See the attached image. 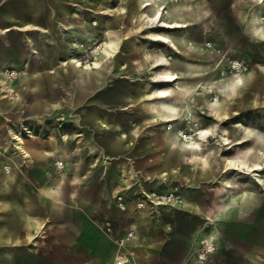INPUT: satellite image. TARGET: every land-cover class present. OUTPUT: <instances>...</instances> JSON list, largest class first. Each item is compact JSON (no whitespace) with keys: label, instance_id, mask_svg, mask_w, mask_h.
I'll list each match as a JSON object with an SVG mask.
<instances>
[{"label":"rangeland","instance_id":"374dc122","mask_svg":"<svg viewBox=\"0 0 264 264\" xmlns=\"http://www.w3.org/2000/svg\"><path fill=\"white\" fill-rule=\"evenodd\" d=\"M59 1L69 6L78 15L71 18L72 22L78 25L81 21H84L85 29L92 31L96 39L92 43H88L86 40L79 42L77 50H75L76 59L82 64L95 62L96 55L92 54V48L94 45L97 47L101 46L97 60L99 61V70L101 72L98 74L96 73L97 70H91L97 67L98 63H94L91 69H87L90 70L88 72L79 70L81 68H75L70 62L67 63L68 59L61 63L68 45L72 43L74 38L63 43L56 41L48 43L55 48H57L58 44L63 47L61 53L57 54L55 69L48 71L47 75L57 78V81L62 77L65 79L66 83L62 85L58 94L66 97L69 102H72V105L59 108L57 107L59 101L53 100L52 104L54 106L52 105L53 107L50 110L33 113L29 110L27 97V95L34 93V89L27 85L29 79H32V74L27 73L24 75V72L29 63L40 59L39 55L36 51L31 50L30 45L32 44L30 42L17 40V36L13 34L17 33L15 29H9L3 34L0 33V49L5 54H9L10 57L14 55L15 60L20 55V59H18L20 62L17 64L13 59V66L7 68L6 72L2 74L3 79L6 81L5 83L8 85L13 83L19 96L15 100L8 98L9 95L5 91L2 93L1 97L3 99H0V149H5L9 141L11 146L13 145L17 149L18 143L11 137L13 132L15 135L21 134L24 144L28 147L33 146L38 148L40 152H48L50 154L44 158L37 156L26 161L22 160L19 161V164L18 160H16L14 168L19 170L22 176L21 181L27 182V172L34 173V176L38 178L40 177L38 174L42 173V171H47L51 179H55L56 176L65 174L64 161L67 160L69 163L72 162L71 164H74L73 167L68 169L66 174L68 185H66V190L68 193L81 192L84 187H87L86 191L89 189L98 190L101 185L98 186L97 178L107 177L108 175L107 169H103L100 164L102 150L97 145L102 133L100 130L90 129L86 121L89 118L90 111L104 110L106 112L107 110H114L115 112L113 113L116 114V119L125 121L128 129L140 131L135 134V142L137 141L138 143L147 131L149 133L152 131L153 134L162 139L165 147L155 151L148 160L150 163L163 161L164 164L168 165L170 174L172 173L171 180L168 181L167 179V184L164 183L163 186H160L161 188L165 190L172 188L180 194L181 188L189 189L190 191H206L207 194H205L207 196L201 195L199 202L201 204H210L215 195L213 189L222 177L226 179L228 188L233 187L235 191L243 196L250 193L255 195L254 205L248 207L245 214L229 210L224 218L225 220L216 223L219 232L218 246L207 256L206 263L209 264L213 257L222 256L225 259L232 260L233 264L240 262L264 264V39H259L258 36L252 35L250 25H246L245 13L249 0H179L182 11L177 16V20H182L181 23H183L185 20L182 18L184 17L189 20L190 24L188 25L190 26L185 27L187 22H184V25L179 27L181 24L178 23V26L174 25L177 27L165 29L163 32L178 38V36H182L183 30L175 29L185 27V39L186 41L189 40L190 44L187 41L186 44L188 46L185 44V47L178 48L180 56H176L173 53L174 49L169 44V46H166L167 43L154 39L153 36L148 34L147 23L142 20L141 14L149 8L140 11L138 3L141 0H138L137 4L134 3L138 9L136 10V19L138 20L131 25V28L124 25L123 18L125 13L122 12L127 8V4L132 3L133 0ZM152 2L157 1L152 0ZM101 3L111 5L114 8V11L108 15L109 17L104 16L106 21L112 23L111 20L115 17V22L116 24L118 23L116 30L121 34V37L124 36L125 30L128 32L125 37L117 42L115 53L109 48L108 41L104 39L105 32L99 26V20L95 19L98 14L97 11L102 6ZM134 5L132 4L128 9L135 7ZM122 8L124 9L123 11ZM128 9L127 12H129ZM148 13L150 14L151 12L148 11ZM203 19L206 20L203 21ZM141 26L143 29H140ZM152 30L154 33H158L161 29L155 27ZM101 35L103 36L101 37ZM191 42L195 44L204 43V46L201 50L197 49L194 54H188L187 48L192 46ZM209 45H212L211 49L208 47ZM105 47L110 51V56L104 53L107 52ZM164 55L167 62H170L171 59L182 60L181 58L185 57L191 60V63L202 67L201 83L197 84L193 88V93L189 94V103H187V100H180V102H173L176 105H172L166 104L167 102L163 99H155L153 97L152 91L154 92L156 88L152 85L153 77L161 71L164 72V66L167 64L152 68V60L159 59ZM111 56L113 57L111 58ZM232 62H237L240 67L238 69H230ZM24 64L26 67H24ZM3 67L4 65H0V69H3ZM82 68L86 69V67ZM243 74H245L246 79L242 77ZM217 77L223 79L224 85L214 83L213 79ZM187 82L190 85L195 81L179 80L174 84L186 89ZM156 83L158 84V89L162 90L161 83ZM139 85L143 92V98L146 96L144 98L145 101L143 100L141 104L133 105L129 97L132 96ZM213 85L216 87L215 90L211 88ZM120 92L125 94V98L119 101L116 98H118V93ZM181 93L183 96H187L185 91ZM5 95L8 96L4 98ZM179 95V93L170 92L166 95V98L176 99ZM114 99H116V104L112 101ZM212 99H214V102ZM75 101L79 102V104L74 105L73 102ZM215 101L219 102L220 105L215 106ZM98 103L100 106H97ZM213 103L214 105H212ZM187 108L191 110H189L190 114L188 116L185 114L182 118L180 113L184 115L183 111ZM154 112L158 116L163 115L160 119L162 123H159V120H152ZM168 114H175L177 120L168 121L170 119L167 116ZM131 116L133 119L129 118ZM171 123H175V126L171 125ZM171 126L173 127L171 128ZM201 130L211 131L210 135L202 139L198 133ZM182 132L187 137L189 136L187 141L181 140L180 134ZM154 137L152 136L147 140L156 139ZM90 142L97 151L88 152L86 155V150L90 149L87 143ZM194 143H198L199 148H201L198 153L204 152L199 156H203L205 159L203 157L199 159L210 163L212 177L199 174L191 164L185 162L184 157L176 150L182 149L194 152L195 150L192 148ZM11 148L9 147V149ZM20 154L23 155L21 152ZM132 160V162H137L138 159ZM1 161L2 159H0ZM127 162L130 163L131 161ZM33 163L38 165H33ZM58 163H62L63 168H59L57 166ZM9 165H11V162H9ZM131 170H133L131 173L134 174L135 168ZM177 170L180 172L179 176L176 175L178 173ZM141 174L137 173L134 179L137 177L142 179L143 176ZM128 178L130 177L123 179L126 181ZM184 178H190L193 182L197 179V184H189L188 180L184 182ZM129 180L134 183L131 178ZM154 181L156 182V179H153L152 182L154 183ZM117 185H113L115 186L113 191L115 193L123 189L121 184ZM203 185L208 186L203 188ZM111 187H103L104 199L101 201L99 208L103 214H109L112 217V224L114 222L115 225L118 223L117 230L119 233L115 236L113 235V230L111 234H105L103 230H98L95 233L92 228L89 229L93 225L90 222L98 221L99 218H90L86 220V223L75 224L76 218L71 213L73 210H78L79 203L75 200L66 201L64 199L61 203L59 201H52L51 203L53 211H58L57 207L60 204L64 208L67 207L66 209L69 210L66 214L68 218L58 219L53 216L50 220L44 219V211L48 207L44 208L42 204L40 205L38 197L34 195L36 192L34 188L27 186L23 193H27L30 190L32 197L28 202L20 201L21 208L30 209V211L34 212V216H41L39 221H46L41 226L35 240H53L56 234H59L57 225L59 222L64 221L68 223V237L73 242L72 245H77L78 247H84L81 245L84 243L90 245L91 243H96L98 245L103 240L104 243L103 241L101 242V248L95 253V256L99 258V264H112L117 255L116 239L118 237L129 231H132L134 235L138 234L137 236L141 239L159 236L160 232L154 230L160 221L157 218L158 215L155 216L156 212L159 211V207L149 210L147 208L139 209L135 205L136 211L149 210L146 213L148 214L147 216L142 218L141 221H136V219L123 213L126 208L124 211H120L117 208L120 211L118 212L110 203L108 193L112 190ZM100 188L102 189V187ZM145 192V190H140L135 200L137 197L141 198ZM227 194L232 196L233 191L229 190ZM117 196L123 197L124 195L118 192ZM181 200L184 201L185 197H182ZM161 214L163 222L182 223L183 226L181 225L180 232L186 239L181 241L180 257L182 260L180 264H192L194 253H191V250L196 246L194 245V233L200 227H203L205 234H208L209 231V227L202 224L204 221L203 212H197L196 210L188 212L183 209H176L174 214L175 216L178 215L173 218L165 214V210L160 212L159 217ZM72 215L73 217H70ZM136 222H141L140 231H138V228L135 230L136 234L133 228L126 231L128 227L136 224ZM190 240L191 242H189ZM129 244L125 251L128 264H138L140 261L138 254L141 253L137 248L130 247ZM82 251L75 249L73 246V249H69L68 253L77 255V253L82 254ZM84 252L88 256L91 251L88 252V249H85L83 254Z\"/></svg>","mask_w":264,"mask_h":264},{"label":"crops","instance_id":"0c3cea01","mask_svg":"<svg viewBox=\"0 0 264 264\" xmlns=\"http://www.w3.org/2000/svg\"><path fill=\"white\" fill-rule=\"evenodd\" d=\"M131 1V0H130ZM136 0H133L132 3L127 4V8L125 10L122 8V13H125L123 18V23L128 28H131V25L136 23L138 19L135 17L137 16V12H134L137 9V6L134 5ZM109 2V1H108ZM143 3V0H141ZM140 2V3H141ZM139 3V4H140ZM249 4L246 7V15H245V21L246 25L249 26L250 18L248 14H250L252 8L250 9V5H252V0H249ZM134 5L135 7H131L133 9H128L131 5ZM171 5L169 2L163 3V7H167ZM101 8L97 11L98 14L95 17V19L99 20V26L102 27V30L105 32L104 39L105 41H108L109 48L113 50L115 53L117 50L116 44L118 41H120L123 37H125L128 32L125 30L124 36L121 37V34L117 32L116 27L117 24L115 22V17L110 21H106V17L109 14H111L114 11L113 6L107 5L105 3H101ZM141 5V4H140ZM139 5V10L142 11ZM127 9L129 12H127ZM150 11V8L146 10V12ZM128 13H130L128 15ZM132 13V14H131ZM135 15L134 18H132V15ZM260 14H264V12H260ZM78 16L76 13L73 12V10L67 6L66 4L62 3L59 0H0V33L3 34L9 29H15L17 33L15 36H17V40L21 41H28L30 42L31 50H34L39 55L38 61H32L27 65V69L24 72V75L32 74V79H29L28 86L32 87L34 89L33 94L27 95L28 97V105L29 110L33 113H36L38 111H46L47 109L50 110L54 105L52 104V101H59L58 106L59 108H64L65 106L72 105V102H69V100L66 97H62L60 94H58L62 87V85H65L66 81L62 77L60 80L57 81V78L48 76V71H52V69H55V63H57V54L61 53V49H63L62 45L58 44L57 48H55L53 45H49L48 43L51 42H59L63 43L64 41H68L72 38L74 40L72 43L68 45V48L66 50V53H64V59L61 61L63 63L72 53L77 50V45L79 42H82L83 40H86L88 43H92L95 41L94 34L92 31L85 29V23L84 21H81L78 25L74 24L71 20V18ZM244 16V14H243ZM102 17V18H101ZM109 17V16H108ZM184 22L187 24L186 26H190L188 24L189 20L184 18ZM206 19H203V21ZM195 21V20H194ZM177 22L183 26L184 22L178 21ZM249 24H248V23ZM143 23V22H141ZM140 25V23H139ZM176 28L175 30H183L182 36L185 34L184 28ZM250 27V26H249ZM248 27V28H249ZM140 29H143L141 26ZM251 29V27H250ZM107 32V33H106ZM251 34L253 35L254 32ZM186 35V34H185ZM103 35H101L102 37ZM254 36H257L254 34ZM120 37V38H119ZM181 37V36H178ZM261 37V38H260ZM258 36L259 39L264 38V36ZM189 41V40H187ZM46 42V43H43ZM190 43V41L188 42ZM206 43V42H205ZM174 48L179 47H185V46H178V44L173 43H167L166 46L169 45ZM191 47L187 48V53L194 54L197 49H202L204 46L203 44H195L194 42H191ZM107 50V47H105ZM196 49V50H195ZM179 50V49H178ZM194 51V52H193ZM110 51L107 50V52H104L107 56ZM113 53V54H114ZM173 54V53H172ZM14 55L9 56V54H5L0 49V65H4L3 68L7 69L9 67L13 66V57ZM190 56V55H189ZM20 55H18L17 60H15V63H19L20 61L18 59ZM165 55L161 56L159 59L156 58L152 60V68L159 67V65H164L165 68H168V63L165 61ZM11 58V59H10ZM110 58V57H109ZM112 58V56H111ZM100 59V58H99ZM98 60V56L96 57L95 63H98L97 67L94 68V70H97L96 73H100V64ZM10 65V66H9ZM155 65V66H154ZM24 67L26 65L24 64ZM164 68V69H165ZM2 70L0 69V99H3L1 96L3 95V90L1 89L3 84L6 82L2 75ZM84 72H88L90 70H84L79 69ZM93 70V69H92ZM208 70V69H207ZM162 72V71H161ZM160 72V73H161ZM54 73V72H53ZM204 76V75H203ZM202 76V77H203ZM200 77H194L193 80L199 79ZM204 78V77H203ZM205 82V79H204ZM185 83V82H184ZM181 83V84H184ZM7 87H11L14 91L13 95H9L8 98H13L16 100L18 98V92L15 88V86L12 84H7ZM187 86L189 83H186ZM11 85V86H10ZM139 87V88H138ZM140 85L136 88L138 89V92H140ZM136 89V90H137ZM136 90L130 96V100L133 103V105L141 104L143 100L145 101V97L141 100L138 99L135 95ZM148 92V91H147ZM187 94V103H189ZM128 97V96H127ZM125 98V94L120 92L118 93L117 100H122ZM153 98V97H152ZM116 99L112 100L116 104ZM76 100V99H75ZM173 102H180V101H173ZM173 102H167L166 104H172ZM119 103V102H118ZM74 105H78L79 102L75 101L73 102ZM150 104V103H149ZM53 105V106H52ZM122 105V104H120ZM176 105V104H175ZM97 106H100L98 103ZM119 106V104H118ZM187 110L183 111L184 115L180 113V116H185ZM191 111V110H190ZM114 110H107L106 112L103 110L93 111L89 112V118H87V125L92 130L101 131V139L97 142V145L99 146V149L102 150L101 152V166L103 169H107V177H101L97 178L98 182V190H87V187L83 188V191H75L73 193L67 192V181H66V174L68 172V169L73 167L74 164L69 163L67 160L64 161V168H65V174H60L56 176L55 179H51L49 176V173L47 171H42L40 174H38V178L34 176V173H28L27 172V182L21 181L22 176L17 168H14V164L16 163V160L19 161L22 160H28L32 157H47L50 154L48 152H40L38 148L36 147H28L24 144L25 148V155H21L19 151L14 149V146L9 141V144L5 146V149H0V159L2 161L0 162V264H99V258L95 256V253L101 248V242L96 245L91 243L90 244H81L84 247H78L77 245H72V241L69 240L68 237V223L61 221L57 225L59 228V234H56L55 238L53 240H35L36 235L39 233V230L41 226L46 221H39L40 217L34 216L32 211L30 209L21 208L20 201H30L32 197V193L29 190L27 193H23V190L27 189V186L29 188H34V195L38 197V202L42 206L48 207L46 211H44L43 217L44 219H52V217H56L58 219H62L64 217L68 218L67 210L64 208L61 204L57 207L58 211H53L52 209V201L56 202H62L64 199L66 201H77L78 204V210H73L71 213L75 216L76 221L75 224H81L86 223V220L90 218H99L98 221L90 222L92 223V230L97 233L98 230L102 231L104 223L109 221L112 224V217L109 214H103L101 212L100 204L101 201L104 199V189L105 186H112V190H110V193H108V200L110 203H112L113 207L120 212L116 207V201L115 197L117 196L118 192L123 193L124 202L126 205L125 213L126 215L131 216L132 218L136 219V221H141L142 218L147 216L149 210L145 211H136L135 209V203L138 200H135V197L139 195L138 193L140 190L146 191H152V190H159L161 192H167L170 190H173L172 188H169L168 190H165L164 188H161L160 186H163L164 183L167 184L168 181L172 178V173L169 172L168 165L164 164L163 161H157V162H148L150 159V156L155 153V151L163 149L164 143L161 138L157 137V135L153 134L152 131H147V133L143 134V138H141L140 141L135 142V134L136 130H131L127 128V124L124 121L117 120L116 114L113 113ZM87 116V117H88ZM168 118H176L175 114H168ZM163 117L161 114L160 116L157 115V113L154 112L153 115V121L159 120V123H162L160 119ZM133 119V117H129ZM183 118V117H182ZM146 122V121H144ZM157 123V122H155ZM144 124V123H143ZM142 124V125H143ZM171 125L175 126V123H171ZM178 125V124H177ZM176 125V126H177ZM138 131L137 133H139ZM142 133V132H141ZM9 134V133H8ZM151 134V135H149ZM152 136H155L156 139H150ZM68 138V136H67ZM137 143V144H136ZM10 145V146H9ZM87 146L90 147V149L86 150L87 153L96 152L97 149L94 147L93 144L87 143ZM160 148V149H159ZM179 151V153L184 157L185 162L191 164L198 172L199 174L206 176V177H212L213 174L211 172V167L209 162L201 161L199 158H202L199 156L202 153H194L190 152L188 150H182V149H176ZM47 155V156H46ZM204 158V157H203ZM132 159H138L137 162H132ZM205 159V158H204ZM13 161V162H12ZM127 161H131L128 163ZM9 162H11V165H9ZM15 162V163H14ZM206 164V165H205ZM33 165H38L37 163H33ZM10 168L11 172H10ZM135 168V173L132 174L131 172ZM178 171V170H177ZM137 173H142L143 180L141 178L134 179V176L137 175ZM122 174V177H121ZM177 176L180 175V172L176 173ZM124 176V177H123ZM125 177H130L134 183H131L129 180L130 178L126 179V181L123 179ZM189 177V176H188ZM40 178V180H39ZM170 178V179H169ZM153 179H156V182H152ZM184 182L188 180L189 184H197L196 180L193 182L191 179L184 178ZM226 179H223L222 177L220 180L216 183V186L214 187L213 191L215 193L214 198L210 202L209 206L207 207V203L201 204L199 202L200 196H207L206 191H190L189 189L181 188V198L185 197V200L180 202L178 205H168V206H161L159 207L160 212H164L165 214H168V216H172L173 218L175 216L174 211L177 210H185V211H194L197 212H203L204 221L203 225H207L209 227L208 234H205L203 231V227H200L196 230L194 233V245H196L194 248H192L191 253H194V259L193 264L195 262L196 254L205 249L207 246L213 247L214 249L218 246V236L219 232L216 226V223L222 222L225 219V216L229 212V210H233L237 213H244L247 211L246 209L248 207H251L255 203V195L253 193L247 194L246 196L239 194L237 191L233 189V187L228 188V183L225 181ZM148 181V182H147ZM101 182V183H100ZM100 183V184H99ZM137 183V184H136ZM118 184L119 186L123 187L120 191L117 193L113 192L115 189V186L113 185ZM127 184V185H126ZM131 184V185H130ZM67 185V186H66ZM96 185V183H95ZM125 186H130L129 188ZM193 186V185H191ZM208 186V185H207ZM206 185L202 186L203 188L207 187ZM102 187V189L100 188ZM168 187V186H167ZM196 188V187H192ZM163 189V190H162ZM229 190L233 191V195L231 198H228L227 192ZM206 193V194H205ZM205 198V197H204ZM206 200V199H205ZM156 212L155 216L158 215L157 218H159V224L157 227L154 228L155 231L160 232V235L156 238H140L137 235H134L130 242V247H135L137 250L141 253L138 254L140 257V261L138 264H180L181 262V248L182 239H186L184 236H182V233L180 232L182 223H166L163 222L162 214L160 215V212ZM168 211V212H167ZM221 212V213H220ZM70 213V214H71ZM151 213V212H150ZM40 214V213H39ZM36 214V215H39ZM152 214V213H151ZM70 216V217H73ZM178 215V214H177ZM176 215V216H177ZM175 216V217H176ZM193 220V219H192ZM197 222V221H196ZM113 225V235L115 236L118 232L117 227L118 223L115 225V222ZM115 225V226H114ZM141 225V222H136V224H133L132 226L128 227L126 229H134L138 231ZM177 225V226H175ZM94 226V227H93ZM137 226V227H136ZM183 226V225H182ZM136 234V231H135ZM93 242V240H92ZM191 242V240L189 241ZM104 243V241H103ZM93 244V245H92ZM73 246L77 250H85L88 249V252H90V255L87 256V254L82 251V254L77 253L76 254H69L68 250L73 249ZM58 251V252H57ZM212 253V252H211ZM210 253V254H211ZM209 255V254H208ZM111 257V256H110ZM108 257V258H110ZM205 264L206 261H205ZM209 264H233V261L225 259L224 257H213L209 261ZM237 264V263H236ZM238 264H249V263H238Z\"/></svg>","mask_w":264,"mask_h":264},{"label":"bare ground","instance_id":"6f19581e","mask_svg":"<svg viewBox=\"0 0 264 264\" xmlns=\"http://www.w3.org/2000/svg\"><path fill=\"white\" fill-rule=\"evenodd\" d=\"M157 2H152V0H143L142 7L141 9H146V8H150V14L148 12H142L141 14V18L143 21H145L147 23V32L148 34H150L151 36H153L154 39H158L161 40L163 43H175L178 44V46H184L187 41H186V35L175 38L174 36H171L170 34H166L165 29H173L174 27H177L178 22H177V16L180 14V12L182 11V6L179 4V0H155ZM165 2H169L171 5L167 7H163V3ZM182 4V2H181ZM249 4V3H248ZM250 9L252 8L250 14H248L249 18H250V27L252 29V31L254 32L255 35L257 36H264V14H260V12H264V0H252V5H250ZM133 9V8H131ZM136 12V11H134ZM132 14V13H131ZM135 15L133 13L132 18H134ZM102 18V17H101ZM136 18V17H135ZM138 18H140L138 16ZM184 19V17L182 18ZM144 22V24H145ZM96 24V22H95ZM177 25V26H174ZM160 28L161 30L157 33H154L152 29L154 28ZM180 27V26H179ZM154 33V34H153ZM253 34V35H254ZM255 38V37H253ZM261 38V37H260ZM152 39V38H151ZM256 39V38H255ZM264 39V38H262ZM96 40V39H95ZM259 40V39H257ZM157 41V40H156ZM95 42V41H94ZM190 44V43H189ZM80 45V44H79ZM187 45V44H186ZM78 46V45H77ZM188 46V45H187ZM210 49L212 48V45L208 46ZM101 46L97 47L96 45H94V47L92 48V54L96 55V57L98 56V52L100 50ZM180 48V47H179ZM187 48V47H186ZM196 50V49H195ZM106 51V50H105ZM174 54H176V56H180V52L177 48H174L173 50ZM204 51V50H203ZM194 52V51H193ZM72 53V52H71ZM186 53V52H185ZM110 56V55H109ZM76 52H74L72 55L70 54V56L67 58L68 62H70L75 68H81L82 67H86V69H91L92 66L94 65V61L89 64L87 62H85V64L80 63L79 60L76 59ZM95 57V59H96ZM113 57V56H112ZM181 58V57H180ZM182 60H172L170 62H167V60H165L168 63V68L163 69L164 72L156 74L153 78V83L152 85L155 88L154 92L152 91V95L155 99H163L166 102H173V101H180V100H187L185 96L182 95V91H185L187 94H191L193 93V88H195L197 86V84L201 83L200 80L201 78H199V80H194L195 82L193 84H190L187 86L186 89H182L179 86H177L178 84H174L179 80H193L194 77L198 76L200 77L202 75V67L200 65H197L195 63H191L189 59L187 58H181ZM97 64V63H96ZM166 64V63H165ZM164 64V65H165ZM10 66V65H9ZM96 66V65H95ZM155 66V65H154ZM165 67V66H164ZM240 66L239 64L236 62H232L230 64V69H238ZM96 68V67H95ZM155 68V67H154ZM4 70H2V74H4L6 72V69L3 68ZM119 69V68H118ZM92 70V69H91ZM94 70V69H93ZM51 71V70H50ZM1 74V73H0ZM223 76V75H222ZM239 77V76H238ZM241 77V76H240ZM244 79L245 78V74H243L242 76ZM242 78V79H243ZM233 79V78H232ZM214 83H219L220 85H224V81L223 79H220L219 77L214 78ZM232 81V80H230ZM229 81V82H230ZM156 82H160L161 86H162V90L158 89V84ZM12 83V82H11ZM10 84V83H9ZM203 85V84H202ZM230 85V84H229ZM228 85V87H229ZM244 85V84H243ZM11 86V85H10ZM226 86V85H225ZM236 86V85H235ZM227 87V86H226ZM234 87V86H232ZM237 87V86H236ZM139 88V87H138ZM212 89H216V87H211ZM3 91H5L8 95L12 94L14 91L13 89L10 87H7V85L4 83L2 88ZM137 89V88H136ZM135 89V90H136ZM157 90V91H156ZM234 90V89H233ZM140 92H138V89L136 90V92H138V94L136 93V97L138 99H143V92L141 90L140 87ZM170 92H174V93H179L180 95L178 96V98L176 99H167L166 95ZM204 92V91H203ZM8 95H5L4 98H6ZM13 95V94H12ZM213 95V94H212ZM189 96V95H188ZM11 98V97H10ZM14 98V97H13ZM214 98V97H213ZM218 98V97H216ZM215 98V99H216ZM214 102V99H212ZM217 100V99H216ZM218 101V100H217ZM222 101V100H221ZM157 102V101H156ZM211 102V101H210ZM216 102V101H215ZM163 103V102H161ZM176 104V103H175ZM211 105V104H210ZM214 105V103L212 104ZM220 103L216 102L215 106H219ZM177 108V107H176ZM213 109V108H212ZM189 110H187L186 112V116H188ZM191 117V116H190ZM177 118L172 117L171 119H169L168 121H176ZM180 121V119H179ZM173 126H171L172 128ZM167 129V128H166ZM170 129V128H169ZM211 132V131H210ZM210 132L208 130H201L199 133V135L202 137V139H205L208 137V135H210ZM180 133V132H179ZM181 135V140H186L188 139L187 135L184 134L183 132L180 134ZM179 136V135H178ZM198 136V135H197ZM11 137L14 141H16L18 143V147L17 149L19 150V152H21L23 155H25V148L24 146V140L21 138V134H13V132L11 133ZM195 137V136H194ZM180 139V138H179ZM196 139V138H195ZM201 140V139H200ZM198 141V140H197ZM204 141V140H203ZM13 143V142H12ZM189 143V142H188ZM187 143V144H188ZM182 144V143H181ZM16 146V145H15ZM12 147V146H11ZM199 144L198 143H194V147L193 150H195L194 152H200L199 148ZM15 149V148H14ZM16 149V150H17ZM189 149V148H188ZM17 150V151H18ZM241 163V162H240ZM206 165V164H205ZM248 168V167H247ZM248 171V170H247ZM228 198H231V195H228ZM181 202V201H180ZM180 202L172 204V205H178L180 204ZM170 205V206H172ZM221 213V212H220ZM214 248L213 247H209L207 246L205 249L199 251L196 254L195 257V262L194 264H205L206 261V257L208 254H210L211 252H213ZM120 262H123V258L119 259ZM120 264V263H118Z\"/></svg>","mask_w":264,"mask_h":264},{"label":"built area","instance_id":"2783aa9c","mask_svg":"<svg viewBox=\"0 0 264 264\" xmlns=\"http://www.w3.org/2000/svg\"><path fill=\"white\" fill-rule=\"evenodd\" d=\"M57 166L59 168H63L62 163H58ZM116 207L120 211H124L126 208V205L124 203V199L122 196H116ZM181 201V194L177 191H170V192H161L159 190H152L148 193H143L141 198H138L137 202L135 203L136 207L139 209L147 208L149 210L158 208L161 206H168L175 203H178ZM103 231L105 234H111L113 230V225L111 222L107 221L104 223ZM134 233L132 231L127 232L121 237H118L116 239V245H117V255L114 258V261L112 264H128V260L125 257V251L128 247V244L131 242V239L133 238ZM208 256V255H207ZM123 258V262H120L119 259ZM207 259V257H206ZM193 264V262H192Z\"/></svg>","mask_w":264,"mask_h":264}]
</instances>
